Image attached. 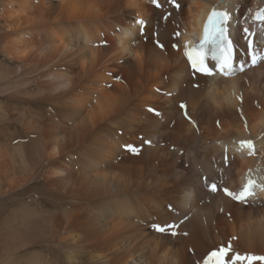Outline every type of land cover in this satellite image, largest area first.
Wrapping results in <instances>:
<instances>
[{"label": "bare ground", "instance_id": "bare-ground-1", "mask_svg": "<svg viewBox=\"0 0 264 264\" xmlns=\"http://www.w3.org/2000/svg\"><path fill=\"white\" fill-rule=\"evenodd\" d=\"M145 1L0 0V264H264V206L205 202L198 171L253 141L226 172L264 177V64L195 90L169 47L171 21L264 0H181L163 51Z\"/></svg>", "mask_w": 264, "mask_h": 264}, {"label": "snow or ice", "instance_id": "snow-or-ice-1", "mask_svg": "<svg viewBox=\"0 0 264 264\" xmlns=\"http://www.w3.org/2000/svg\"><path fill=\"white\" fill-rule=\"evenodd\" d=\"M155 2V0H154ZM177 7H179V5H177ZM259 18L264 19V9L261 10V13H258ZM215 18V20H214ZM228 20V14L226 12H217L215 10H213V12L209 15L208 17V22L205 25V29H204V35L203 38L200 41V44L198 46V49L196 47H194L192 49V52H194L196 54V58L200 59L201 63H203V51H204V47L207 44H211L214 46V49L218 50L220 52V63L217 65V67L223 71L225 68L230 67L229 64V59H228V53L230 51V46H231V42L228 40V37L226 35V31L227 29L224 27V25L226 24ZM137 23H143L142 21H137ZM214 23H218L220 25L219 28H217L216 30H211L209 28V25H212ZM247 31V30H245ZM225 42L228 43L229 48H225L224 44ZM161 47H163L162 45H160ZM249 49H251V42H249ZM186 55H188V58L190 61L193 62V67L196 66L194 57L191 53L186 52ZM253 63L256 62V57L253 56L252 57ZM241 71H243V68H241ZM206 74L211 75V71H207ZM185 105L181 104V108H184ZM151 110V109H150ZM154 111V110H152ZM245 143V142H242ZM248 145H251V142L248 141L246 142ZM254 186V181L249 180L248 183L245 185L243 191L239 194V196H234V198L236 199H241L244 198L245 195H252L251 192V188ZM211 190L215 191L216 187L215 185L211 186ZM225 191L227 192V190L225 189ZM229 195H232L231 193H228ZM157 230L158 231H164L163 228H159L157 226Z\"/></svg>", "mask_w": 264, "mask_h": 264}]
</instances>
